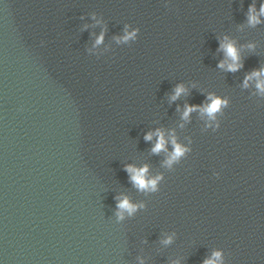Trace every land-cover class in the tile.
I'll return each mask as SVG.
<instances>
[{
    "label": "clouds",
    "instance_id": "obj_1",
    "mask_svg": "<svg viewBox=\"0 0 264 264\" xmlns=\"http://www.w3.org/2000/svg\"><path fill=\"white\" fill-rule=\"evenodd\" d=\"M254 11V8H250V16H249V22L250 23H257L258 20L256 16L251 15V12ZM261 14H264V5L261 6ZM102 36L100 39H98L97 43H99L102 40ZM128 37H125L127 39ZM221 47L225 50L226 54L228 57H230L233 61V63L229 64L227 66L228 71H236L241 67L239 64V56L237 49L234 47V45L229 42V43H224L221 45ZM219 67H224V63L221 62ZM264 76V69H261L260 71H254L252 72L249 76L246 77L245 79V86H247L248 80L252 79L253 77H261ZM257 87L261 90L264 91V80H258ZM185 91L184 87L177 86L175 90V95L172 97L173 100H175L181 93ZM209 99L212 100V102L209 105H206L201 109L202 112H206L210 118H214V114L219 111L227 102L222 101L219 98H214L212 96H209ZM197 110V106H186L185 111L183 113V118L187 119L189 117V114L193 111ZM153 135L157 136V143L152 149L153 153H159L165 149V138L164 134L161 130H157L156 133H149L145 136L146 140H151ZM172 143L174 145V151L170 154L168 160L166 163L170 166L173 161L178 160L180 156L184 154L186 149L181 147L179 144L176 143L175 138L172 139ZM126 171L129 172L131 176V180L134 183V185L140 189V190H155L157 181L160 179V177H156L155 179H147V173H148V167L144 166L143 168L136 169L132 166H126ZM136 205H133L130 203L127 197L124 199L120 200L118 203V208L121 210V213L123 211H127L129 215H131L135 210H136ZM122 218V215H121ZM219 253H215L214 256L219 257ZM205 264H215L214 260H207L205 261Z\"/></svg>",
    "mask_w": 264,
    "mask_h": 264
}]
</instances>
